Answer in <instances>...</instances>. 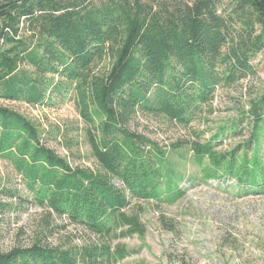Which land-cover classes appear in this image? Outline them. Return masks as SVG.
<instances>
[{
    "label": "trees",
    "instance_id": "1",
    "mask_svg": "<svg viewBox=\"0 0 264 264\" xmlns=\"http://www.w3.org/2000/svg\"><path fill=\"white\" fill-rule=\"evenodd\" d=\"M263 45L264 0H0V98L45 105L72 94L98 167L72 166L35 123L2 105L0 158L19 175L24 200L102 238L122 226L119 236L143 233L136 213L124 212L133 201L183 196L175 158L185 148L202 181L264 193V93L206 141L193 131L161 144L130 128L138 111L189 125L218 85L254 73L250 59ZM244 124L245 141L218 149ZM131 252L103 239L37 240L0 252V264H116Z\"/></svg>",
    "mask_w": 264,
    "mask_h": 264
},
{
    "label": "rangeland",
    "instance_id": "2",
    "mask_svg": "<svg viewBox=\"0 0 264 264\" xmlns=\"http://www.w3.org/2000/svg\"><path fill=\"white\" fill-rule=\"evenodd\" d=\"M250 62L254 73L230 86L218 85L211 103L189 125L138 111L130 128L161 144L191 140L193 131L200 133V141H206L219 124L246 111L264 93V45ZM0 105L35 123L46 144L72 166L97 169L72 94L63 100L54 97L45 105L0 98ZM248 136L249 127L244 124L238 137L225 138L218 149L233 147ZM175 159L187 177L180 183L183 196L172 204L133 201L124 212L136 213L143 233L119 236L127 229L122 226L102 238L24 200L28 196L19 175L0 158V252L29 247L37 240L48 246L81 247L103 239L132 251L116 264H264V193L243 194L232 179L202 181L186 148ZM8 190L17 192L16 196H8Z\"/></svg>",
    "mask_w": 264,
    "mask_h": 264
}]
</instances>
